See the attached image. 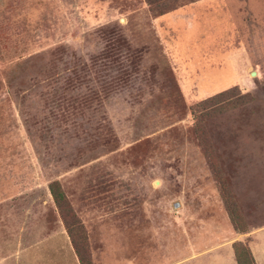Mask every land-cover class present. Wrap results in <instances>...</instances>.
I'll return each instance as SVG.
<instances>
[{
    "label": "rangeland",
    "instance_id": "1",
    "mask_svg": "<svg viewBox=\"0 0 264 264\" xmlns=\"http://www.w3.org/2000/svg\"><path fill=\"white\" fill-rule=\"evenodd\" d=\"M53 181L90 264H264V0H0V264H81Z\"/></svg>",
    "mask_w": 264,
    "mask_h": 264
},
{
    "label": "trees",
    "instance_id": "2",
    "mask_svg": "<svg viewBox=\"0 0 264 264\" xmlns=\"http://www.w3.org/2000/svg\"><path fill=\"white\" fill-rule=\"evenodd\" d=\"M149 3H152L156 0H147ZM235 89H228L225 91H221L217 94L209 96L205 99H202L198 103L192 106V110L195 117V129L197 132L202 131L203 121L214 115L215 113L222 110L226 105L230 103L231 98L235 96ZM239 97V96H237ZM245 97V96H242ZM49 189L51 195L53 196L54 202L58 208V211L61 215V218L64 222L66 230L70 236L74 251L78 255L81 264H90L87 262L85 257V250L83 247V237L82 234H78L77 232L82 233V227L73 212V209L65 195L63 194L58 182L53 181L49 184ZM244 245L241 242H234V255L237 264H245L246 261L244 258L249 259L248 264H255L251 252L248 248H244ZM242 249V250H241ZM242 251V252H241Z\"/></svg>",
    "mask_w": 264,
    "mask_h": 264
},
{
    "label": "crops",
    "instance_id": "3",
    "mask_svg": "<svg viewBox=\"0 0 264 264\" xmlns=\"http://www.w3.org/2000/svg\"><path fill=\"white\" fill-rule=\"evenodd\" d=\"M220 262L221 263H219V264H230V262H229V255H228V257L225 258V260H222Z\"/></svg>",
    "mask_w": 264,
    "mask_h": 264
}]
</instances>
